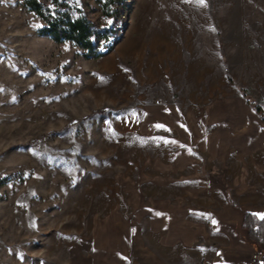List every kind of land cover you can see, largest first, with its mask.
I'll return each mask as SVG.
<instances>
[{"label": "rangeland", "instance_id": "obj_1", "mask_svg": "<svg viewBox=\"0 0 264 264\" xmlns=\"http://www.w3.org/2000/svg\"><path fill=\"white\" fill-rule=\"evenodd\" d=\"M68 3L115 29L110 52L85 58L38 33L23 0H0V264H68L108 217L139 223L141 188L156 194L141 167L180 143L167 129L193 145L264 136V0H126L112 16Z\"/></svg>", "mask_w": 264, "mask_h": 264}, {"label": "crops", "instance_id": "obj_2", "mask_svg": "<svg viewBox=\"0 0 264 264\" xmlns=\"http://www.w3.org/2000/svg\"><path fill=\"white\" fill-rule=\"evenodd\" d=\"M188 132L163 131L180 143H164L141 167L156 194L141 188L139 223L108 217L91 236L98 248L90 256L81 240L68 264H252L264 253L242 226L245 212L264 214V136L218 129L193 145Z\"/></svg>", "mask_w": 264, "mask_h": 264}, {"label": "trees", "instance_id": "obj_3", "mask_svg": "<svg viewBox=\"0 0 264 264\" xmlns=\"http://www.w3.org/2000/svg\"><path fill=\"white\" fill-rule=\"evenodd\" d=\"M104 16H112L121 11L120 8L126 5V0H97ZM24 6L38 16L43 25L38 33L48 36L57 43L71 42L83 50L85 58H100L106 55L113 48L111 38L117 37L114 28L100 27L86 18L79 9L72 7L68 0H23ZM260 112V107H254ZM104 113L99 110L91 113ZM33 141L30 144H34ZM250 240L255 242L264 250V219L253 213L245 212L242 222ZM255 264H264V253Z\"/></svg>", "mask_w": 264, "mask_h": 264}, {"label": "built area", "instance_id": "obj_4", "mask_svg": "<svg viewBox=\"0 0 264 264\" xmlns=\"http://www.w3.org/2000/svg\"><path fill=\"white\" fill-rule=\"evenodd\" d=\"M260 257H261L260 253H258V252H254V253L252 254V261H253L252 264H255V261L259 260Z\"/></svg>", "mask_w": 264, "mask_h": 264}, {"label": "snow or ice", "instance_id": "obj_5", "mask_svg": "<svg viewBox=\"0 0 264 264\" xmlns=\"http://www.w3.org/2000/svg\"><path fill=\"white\" fill-rule=\"evenodd\" d=\"M201 3L204 2V0H200ZM261 216L262 219H264V214H259Z\"/></svg>", "mask_w": 264, "mask_h": 264}]
</instances>
